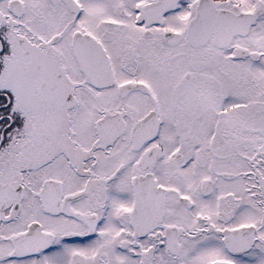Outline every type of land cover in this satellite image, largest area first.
<instances>
[{"label":"snow or ice","instance_id":"snow-or-ice-1","mask_svg":"<svg viewBox=\"0 0 264 264\" xmlns=\"http://www.w3.org/2000/svg\"><path fill=\"white\" fill-rule=\"evenodd\" d=\"M0 264H264V0H0Z\"/></svg>","mask_w":264,"mask_h":264}]
</instances>
